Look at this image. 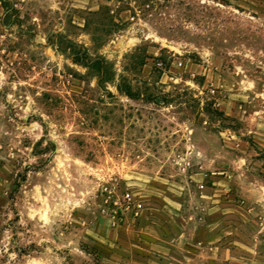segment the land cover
I'll use <instances>...</instances> for the list:
<instances>
[{
	"label": "rangeland",
	"instance_id": "rangeland-1",
	"mask_svg": "<svg viewBox=\"0 0 264 264\" xmlns=\"http://www.w3.org/2000/svg\"><path fill=\"white\" fill-rule=\"evenodd\" d=\"M2 1L0 264H264V0Z\"/></svg>",
	"mask_w": 264,
	"mask_h": 264
},
{
	"label": "trees",
	"instance_id": "trees-1",
	"mask_svg": "<svg viewBox=\"0 0 264 264\" xmlns=\"http://www.w3.org/2000/svg\"><path fill=\"white\" fill-rule=\"evenodd\" d=\"M3 5L6 7L7 2L6 0L2 1ZM61 37L60 41H63L65 43L64 47L60 44H56L54 41L52 42L54 45H57L60 47V50L62 51H68L69 54L73 57V60L79 64H83L87 67H89L91 70H93L98 76L105 77V81L112 80V73L110 72V69L108 67V64L106 60L102 57L97 58H91L86 49H84L82 46H80L78 43L69 40L66 42L64 37L62 35H59ZM105 75V76H104Z\"/></svg>",
	"mask_w": 264,
	"mask_h": 264
},
{
	"label": "built area",
	"instance_id": "built-area-1",
	"mask_svg": "<svg viewBox=\"0 0 264 264\" xmlns=\"http://www.w3.org/2000/svg\"><path fill=\"white\" fill-rule=\"evenodd\" d=\"M105 190L109 192L107 201H110L111 204L114 207V211L116 213L115 217L118 216V214H121L120 221L123 219L126 212H133L134 215L138 216L143 211V203L141 200L137 199L135 195L129 191L126 190L122 193L121 196L115 194V190L111 188L108 190L106 187ZM111 197V198H109Z\"/></svg>",
	"mask_w": 264,
	"mask_h": 264
},
{
	"label": "crops",
	"instance_id": "crops-1",
	"mask_svg": "<svg viewBox=\"0 0 264 264\" xmlns=\"http://www.w3.org/2000/svg\"><path fill=\"white\" fill-rule=\"evenodd\" d=\"M264 117V115H262ZM262 117L260 123H258V135H259V139H260V143L262 145H264V118ZM229 139L231 140V138L229 137Z\"/></svg>",
	"mask_w": 264,
	"mask_h": 264
}]
</instances>
